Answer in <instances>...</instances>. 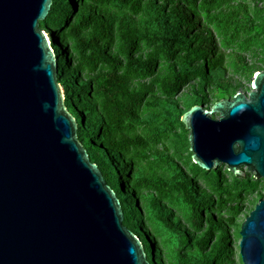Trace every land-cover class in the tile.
<instances>
[{"label": "trees", "instance_id": "trees-1", "mask_svg": "<svg viewBox=\"0 0 264 264\" xmlns=\"http://www.w3.org/2000/svg\"><path fill=\"white\" fill-rule=\"evenodd\" d=\"M253 22L248 9L237 0H53L50 16L40 23L46 33L50 32L48 26L58 28L62 46L70 45L68 57L75 60L71 77H86L69 87L64 64L60 65L64 59L58 60L65 103L79 119L78 138L120 197L123 224L141 238L151 264H164L165 260L169 264H236L229 228L244 205L235 200H240L239 188L254 189L257 183L231 172L229 181L227 167L224 173L221 167L225 166L206 171L194 162L192 176L187 177L176 163L167 161L177 175L168 183L137 176L141 161L153 156V148L170 138L169 131L176 124L187 132L180 120L183 112L151 111L140 132L138 125L145 107L173 106L157 103L153 93L170 100L188 78H202L205 70L212 75L225 67L227 54L216 52L212 31H205V23L212 25L221 46L237 52L238 63L245 61L247 53L255 55L264 34V23L254 32ZM61 49L54 48L56 56ZM72 94L79 105L77 115L70 109ZM95 141L102 162L96 161ZM119 164L124 166L120 175L128 180L131 197L115 169ZM131 173L133 179H129ZM196 175L208 191L192 180ZM136 190L157 196L153 214L148 216V231L128 201L137 197ZM164 201L173 204L178 216L165 210ZM223 208L226 218L214 214ZM213 236L216 240L207 250Z\"/></svg>", "mask_w": 264, "mask_h": 264}, {"label": "water", "instance_id": "water-1", "mask_svg": "<svg viewBox=\"0 0 264 264\" xmlns=\"http://www.w3.org/2000/svg\"><path fill=\"white\" fill-rule=\"evenodd\" d=\"M52 4L0 0V264H151L78 138L59 59L40 27ZM180 120L200 168L242 177L246 168L264 179V68L248 94L194 104ZM239 234L242 263L264 264V197Z\"/></svg>", "mask_w": 264, "mask_h": 264}, {"label": "rangeland", "instance_id": "rangeland-1", "mask_svg": "<svg viewBox=\"0 0 264 264\" xmlns=\"http://www.w3.org/2000/svg\"><path fill=\"white\" fill-rule=\"evenodd\" d=\"M240 2L244 7L248 9L249 16L253 19V25L252 30L256 32L258 26H261L264 23V0H237ZM60 4H65V1H59ZM75 9L77 10V7H79V2H75ZM54 15L55 17L57 16ZM73 19V18H71ZM205 31H212V46L216 47V52H221L227 54V62L224 68L220 70H215L213 74L206 73V70L204 72V75L202 78L194 76L192 78H188L175 92V96L171 98L170 100H166L162 94L155 92L153 93L154 98L156 99L157 103H160L162 105L166 104H173V106L170 108L169 106H150L145 107L146 110H144L141 113L140 118V124L138 125V132L141 131V128L147 125V116L151 111L154 112H166V113H176L178 115H181L182 112L189 109L194 104H205L206 108H210V106L217 100L221 98H231L236 92L244 91L248 94V92L251 90V82L252 77L256 74L257 69H263L264 68V34L261 38H259L258 42V49L254 51L255 55L248 54L245 55V61L244 62H238V54L235 50H233L232 47H223L220 44V37L215 33V31L212 29V25L205 23ZM200 28V26L198 27ZM49 33L48 36L49 39L52 41V46L54 48H62L57 56L58 59L62 60L60 61V65L63 63V76L65 77V81L68 82L69 87L73 83L80 84L82 80H84L86 77L85 75H77L74 78L71 77V67L75 64V60L73 58H69L68 51L66 48L69 46H62L60 42V31L58 28H53V26H48ZM70 50V49H69ZM66 52V54H65ZM158 70V67L156 68ZM71 77V79H69ZM62 86V85H61ZM64 87V86H63ZM62 87V89H63ZM148 95V94H147ZM147 95L145 100L147 99ZM71 111L75 115L79 113L77 109L79 108V105L76 104V98L74 97V94L71 96ZM204 99V101H203ZM214 117H217V114L213 115ZM77 121L79 120L76 116ZM188 131L185 133L179 124H176L170 131H169V139L165 142L158 144L155 148H153V156L149 157L148 159H143L141 163L139 164V171L136 173L137 176H143L146 179H152V180H159L163 183L165 182H171L174 177H176V172L168 165L167 161L174 162L177 164V166L180 168V171L184 173L187 177L192 176L190 168L192 166L191 164V158L188 160V157L190 156L191 152L189 151V142H188ZM89 143V142H88ZM93 149L96 154V161L102 162V158L100 156V148L98 147V143L96 141L93 144ZM111 158H113L111 156ZM95 162V161H94ZM121 164V163H120ZM117 166L115 169L118 171L119 175L123 171L124 166L120 165ZM226 167H221V171L224 173V170ZM245 171V176H243L244 180L246 179H252L257 183L256 187L254 189H242L239 188L240 193V200L239 198L235 201L241 202L244 207L243 211L236 215L235 222L232 226H230L229 231L231 234V243L234 250V260L236 264H243L240 252H239V241H240V226L243 220L247 217L249 212L254 208V206L257 204V202L261 199V197H264V193L262 190V187L264 185V179L261 178L259 180L255 179V174L251 172H247L246 168H243ZM123 175V174H122ZM120 175L121 185L125 190V193L131 197V191L129 186H126L127 179H124L123 176ZM133 173H131L129 179H133ZM227 180L231 181L233 179V176L229 173H226ZM192 180L195 181L196 184H198L200 189H205L206 191V184L205 182L199 177L198 175L192 177ZM239 181H241V178L239 177ZM231 191H234V188H231ZM135 196L129 198V203L133 204V208L141 215V220L143 223V226L146 227V231H148V225L150 222L148 221L149 214H153L154 206L153 204H157V200L154 192L151 191H145V190H136ZM212 198L214 199V202L216 203V195L213 193ZM135 201V203H134ZM163 207L165 210L172 212L173 216H178L177 211L174 209L173 204L169 201L162 202ZM216 215H221V217H227V211L226 209H221L218 212H214ZM142 228V227H141ZM143 229V228H142ZM200 233L201 230H198ZM216 236H213L211 242H209L207 246V250L211 248V245L213 242H215ZM155 243H158L154 240ZM154 243V244H155ZM161 245V243H160ZM158 245V247L160 246ZM154 250H156V245L154 247ZM164 264H169L167 260L164 261Z\"/></svg>", "mask_w": 264, "mask_h": 264}, {"label": "bare ground", "instance_id": "bare-ground-1", "mask_svg": "<svg viewBox=\"0 0 264 264\" xmlns=\"http://www.w3.org/2000/svg\"><path fill=\"white\" fill-rule=\"evenodd\" d=\"M50 37H48V39H49ZM49 41H50V43H51V40L49 39Z\"/></svg>", "mask_w": 264, "mask_h": 264}, {"label": "clouds", "instance_id": "clouds-1", "mask_svg": "<svg viewBox=\"0 0 264 264\" xmlns=\"http://www.w3.org/2000/svg\"><path fill=\"white\" fill-rule=\"evenodd\" d=\"M47 34V33H46ZM48 36V35H47Z\"/></svg>", "mask_w": 264, "mask_h": 264}]
</instances>
